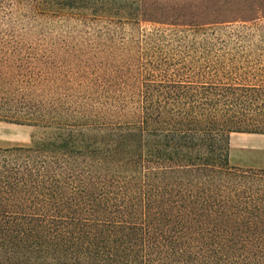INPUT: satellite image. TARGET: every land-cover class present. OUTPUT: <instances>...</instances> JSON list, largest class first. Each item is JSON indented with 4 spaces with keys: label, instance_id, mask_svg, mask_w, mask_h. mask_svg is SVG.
Returning <instances> with one entry per match:
<instances>
[{
    "label": "trees",
    "instance_id": "1",
    "mask_svg": "<svg viewBox=\"0 0 264 264\" xmlns=\"http://www.w3.org/2000/svg\"><path fill=\"white\" fill-rule=\"evenodd\" d=\"M17 11L101 38L77 87L0 105L34 129L0 146V264H264V169L231 164L234 134L264 135V35L245 32L264 0L0 2Z\"/></svg>",
    "mask_w": 264,
    "mask_h": 264
},
{
    "label": "rangeland",
    "instance_id": "2",
    "mask_svg": "<svg viewBox=\"0 0 264 264\" xmlns=\"http://www.w3.org/2000/svg\"><path fill=\"white\" fill-rule=\"evenodd\" d=\"M16 14L11 19L0 17V105L57 98L60 94L44 91L49 86H60L64 91L77 87L87 69L90 46L100 41V30H93L90 23L73 15L40 21L24 16L21 11ZM257 24L256 28L250 27L245 31L258 36L254 39L264 35V19ZM153 28L144 24L140 30L151 31ZM138 33L139 30L135 34ZM95 52L97 61L101 57L106 59V52L99 48ZM30 87L34 91L37 88L43 90L32 93ZM33 133L31 127L0 122V146L31 145ZM231 148L232 165L264 169V135L234 134Z\"/></svg>",
    "mask_w": 264,
    "mask_h": 264
},
{
    "label": "crops",
    "instance_id": "3",
    "mask_svg": "<svg viewBox=\"0 0 264 264\" xmlns=\"http://www.w3.org/2000/svg\"><path fill=\"white\" fill-rule=\"evenodd\" d=\"M231 142H232V140H231Z\"/></svg>",
    "mask_w": 264,
    "mask_h": 264
}]
</instances>
